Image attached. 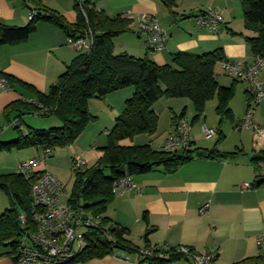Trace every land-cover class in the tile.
Wrapping results in <instances>:
<instances>
[{
    "label": "crops",
    "instance_id": "obj_1",
    "mask_svg": "<svg viewBox=\"0 0 264 264\" xmlns=\"http://www.w3.org/2000/svg\"><path fill=\"white\" fill-rule=\"evenodd\" d=\"M40 1L60 13L69 24L76 23L74 0ZM94 3L98 10H103L111 18L122 16L131 21L130 31L116 38L115 44L125 38L129 41L125 45V53L139 59L147 57L158 66L172 65L173 56L179 53L200 56L220 50L225 59L245 65H251L256 58L245 40L256 34L245 28L240 0H175L174 14L159 0H94ZM208 7L223 16L224 23L218 34L197 24L196 14ZM31 10L22 0H0V25L23 28L30 21ZM144 15H150L168 34L166 47L159 53L149 52L146 48V37L140 25ZM78 55L67 44L65 32L46 22L37 23L36 30L23 42L0 44V75L18 82L13 83V91L0 93V142H9L18 137L15 130H4L18 115L21 116L19 130L22 134H27L29 129L47 130L61 126L55 116L41 117L33 110L18 112L9 107L34 99L33 93L23 84L47 95ZM215 73L220 86L230 87L234 83V79L224 74L220 63ZM225 77L230 80L224 81ZM260 77L264 81V64ZM237 83L236 95L229 102L232 120L221 121L216 113L217 99H213L216 100L214 105H209L212 100L207 102L203 116L196 121L187 120L189 103L184 99L163 98L154 105L159 121L156 133L149 139L153 150L159 151L172 125L185 118L191 124V151L217 147L221 154L229 156L199 158L193 153L192 159L175 173L168 174L163 167H157L150 173L131 177L138 190L128 191L121 196L114 195L106 216L127 229V239L139 249L147 246L166 249L186 247L196 254L215 253V264H235L261 256L259 237L264 235V181L259 185L257 181L264 179V164L260 163L259 171H256L252 158L255 153L264 152V139L258 138L250 129L237 127L250 107V96L245 85L239 81ZM133 94V88H124L108 94L103 100H90L88 110L96 121L88 125L72 146L49 154L48 160L36 169L37 172H49L62 185H67L69 181H74L72 165L75 159L85 163L84 169L95 165L102 155V149L107 146L108 135L116 119L122 115L126 101ZM253 107V122L264 129V102ZM214 108L216 117L209 120V110ZM183 111L185 114L180 117ZM174 117L179 118L174 122ZM202 119L204 123H201ZM196 123L201 124L194 131ZM203 126L217 131V136L211 138L215 140L211 147L196 145L198 135L204 136L201 132ZM144 138L147 137L135 136L131 140L121 141L120 145L142 146L145 144L139 143ZM44 154L40 149L2 152L0 174L16 173L15 170L3 171L14 169L10 165H16V168L23 161L40 159ZM106 174L109 176V172ZM243 184L252 187L256 184L257 187L243 190ZM205 205H208V210L201 215L200 210ZM4 207L0 214L10 209L11 205ZM147 231H151L148 242L144 240ZM142 260L140 253L115 250L110 256L85 264H141ZM0 264L19 263L9 249L0 248ZM163 264L192 262L188 257H181Z\"/></svg>",
    "mask_w": 264,
    "mask_h": 264
},
{
    "label": "trees",
    "instance_id": "obj_2",
    "mask_svg": "<svg viewBox=\"0 0 264 264\" xmlns=\"http://www.w3.org/2000/svg\"><path fill=\"white\" fill-rule=\"evenodd\" d=\"M159 1L174 14L175 0ZM22 2L35 12L34 17L23 28L0 25V44L23 42L36 30L37 23L46 22L62 29L67 38L83 37L90 30L93 45L89 53H79L67 66L66 72L50 88L47 95L29 85H22L47 110L45 115L40 116H55L61 126L47 130L29 129L27 134H22L20 128H14L18 137L10 142H0V153L40 149L51 154L57 149L72 146L88 125L96 121L88 110L90 100H103L108 94L133 88L134 94L126 101L122 115L116 119L101 157L92 167L74 171L72 194L68 202L100 215L101 222L100 229L85 234V246L75 254L69 264L100 260L112 255L115 250H123L129 254L139 253L140 249L127 239L129 231L106 216L115 197L112 192L114 182L124 176L150 173L157 167H163L168 174L175 173L192 159L193 153L199 158H224L229 154H221L217 147L212 150L196 149L179 153L180 151H156L150 145L125 147L120 142L138 135L156 133L159 118L153 107L163 98L188 99L195 111L193 121L203 116L207 102L217 99L216 113L221 121L232 120L229 102L235 96L237 81L234 80L230 87L218 84L215 68L225 60L220 50L200 56L179 53L173 56L172 65L165 66H158L147 57L139 59L126 53L115 54L114 41L130 31L131 21L122 16H107L103 10L96 8L94 0H74L77 13L75 24H69L60 13L46 7L40 0ZM240 2L245 28L256 34L255 37H246L245 40L255 57L264 58V0ZM6 78L11 85L18 83L12 78ZM9 108L18 112L33 110L39 113L35 106L28 103L17 102ZM184 114L183 111L180 117ZM19 117L21 116L16 118ZM178 118L174 117V122ZM252 162L255 170L259 171L260 163L264 164V152L255 153ZM106 172H109V176ZM30 186V182L16 173L0 174V190L7 194L11 205L10 209L0 214V248L9 249L14 257L21 234L18 215L22 212L30 219ZM254 186L257 187L256 184ZM150 232L147 231L144 236L146 242ZM181 257L171 255L169 259L153 258L149 262L163 264ZM145 261L147 260L143 259L141 264ZM235 264H264V257L248 258Z\"/></svg>",
    "mask_w": 264,
    "mask_h": 264
},
{
    "label": "built area",
    "instance_id": "obj_3",
    "mask_svg": "<svg viewBox=\"0 0 264 264\" xmlns=\"http://www.w3.org/2000/svg\"><path fill=\"white\" fill-rule=\"evenodd\" d=\"M35 12L31 11L30 20ZM197 24L213 34H218L224 23L220 12L208 7L196 14ZM141 31L146 37L145 45L149 52L159 53L166 47L168 34L150 15H144L141 21ZM67 44L78 53H89L93 45V35L90 30L83 37L67 38ZM226 76L242 82L250 96V107L245 117L238 122L239 129H250L255 135L264 139V129L253 122L251 107L264 102V81L260 72L264 64L261 57H256L251 65L234 63L229 60L220 62ZM13 85L5 76L0 75V93L11 92ZM24 103L35 106L39 115H45L47 110L35 99L25 100ZM21 117L8 123L4 130L21 127ZM202 134L211 139L217 136L214 129L202 127ZM191 124L180 118L171 127V130L160 146L164 152L188 151L191 149ZM49 152L40 159H32L19 163L15 169L17 175L31 183L30 186V219L20 212L18 220L21 234L18 240V251L15 255L19 264H69L71 259L85 246V234L100 229L101 216L95 215L80 205L61 200L67 193L63 185L49 172H37V168L48 160ZM74 171H82L85 163L80 159L73 161ZM243 190H252V185L243 184ZM138 190L130 176L117 179L112 188L114 195H123L128 191ZM208 205H205L200 214H205ZM261 256L264 257V235L259 237ZM164 247L147 246L139 253L146 259L144 264H150L153 258L169 259L171 255L188 257L192 264H215L216 254H196L186 247L173 248L171 251Z\"/></svg>",
    "mask_w": 264,
    "mask_h": 264
},
{
    "label": "rangeland",
    "instance_id": "obj_4",
    "mask_svg": "<svg viewBox=\"0 0 264 264\" xmlns=\"http://www.w3.org/2000/svg\"><path fill=\"white\" fill-rule=\"evenodd\" d=\"M115 41H114V53L117 54V55L118 54L125 53V51H124L125 49L124 48H126L125 47L126 44H129V41L126 40L125 38L119 39L116 44H115ZM121 48H123L122 51H121ZM128 55H130V54H128ZM223 80L224 81H227V80L229 81L230 79L227 78V77H225V78H223ZM221 82H223V81L221 80ZM237 85H239V84L237 83L236 86ZM235 95H236V88H235ZM184 101H188V103H189V111H188L189 114L187 115V120L188 121H191L193 119L192 116H191V114H194L195 115L194 110H193V106L190 104L191 102L188 99H184ZM215 103H216V100H214V101L212 100V101H210V104L209 105H214ZM255 107H257V106H254L253 108H255ZM160 110H162V108H160ZM209 112H210L209 120H213L216 117L215 108L209 110ZM204 121L205 120L202 119L201 120V123H204ZM201 123H196L195 124L194 131H197V128L200 126ZM225 124H229V123H225ZM10 131L13 132V130H10ZM142 135L143 136L138 135L137 137H147V138H144L145 140L141 141L142 143H139V144H145V145L148 144L149 145L150 144L149 143V139H151L154 136V134L153 135L142 134ZM214 142H215L214 139H207L205 136H201V135H198V138H196V145L197 146H208V147H211V146H213ZM153 146H155V143H153ZM181 152L182 151H180L179 153H181ZM15 166L16 165H10V167H12V168L14 167V169H7L8 171H3V172L4 173L13 172L16 169ZM63 186H65L67 195L64 198H62L61 202L62 203H66L69 200V198H70V196L72 194V188H73V182H72V180L69 181L67 183V185H63ZM7 205L10 206L9 197L7 196V194L4 191L0 190V213L4 210V208H5L4 206H7Z\"/></svg>",
    "mask_w": 264,
    "mask_h": 264
},
{
    "label": "water",
    "instance_id": "obj_5",
    "mask_svg": "<svg viewBox=\"0 0 264 264\" xmlns=\"http://www.w3.org/2000/svg\"><path fill=\"white\" fill-rule=\"evenodd\" d=\"M264 181V179H260L259 181H257V184H261Z\"/></svg>",
    "mask_w": 264,
    "mask_h": 264
}]
</instances>
